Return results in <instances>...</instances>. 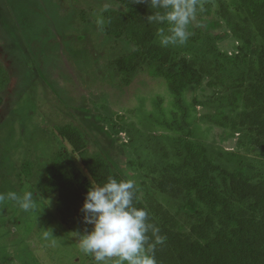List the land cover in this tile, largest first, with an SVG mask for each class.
Listing matches in <instances>:
<instances>
[{
    "label": "trees",
    "instance_id": "obj_1",
    "mask_svg": "<svg viewBox=\"0 0 264 264\" xmlns=\"http://www.w3.org/2000/svg\"><path fill=\"white\" fill-rule=\"evenodd\" d=\"M112 2L117 7L103 10L102 23L107 38L116 44L109 61L112 71L128 84L140 67L150 66L165 80L174 105L183 113L181 121L175 111L165 119L155 101L162 112L155 122L175 136L165 137L170 149L158 141L148 155L152 159L134 160L138 166L147 165L143 177L149 179L143 201L137 192L134 204L149 212L166 237L156 247L157 264H264V0H199L189 39L168 46L161 45L158 34L167 31V24L147 20L155 11L147 0ZM212 12L215 21L205 18ZM59 21L62 25V17ZM219 21L224 24L223 36L228 30L227 37L236 43L233 54L218 50L216 35L205 32L210 26L218 31ZM65 26L73 28L69 21ZM125 38L131 47L117 46ZM8 80L0 64V106ZM202 85L213 90L207 103L214 108L203 118L238 132L237 150L206 147L192 138L182 98ZM57 133L80 165L66 148L56 150L43 170L45 183L37 180L34 187L43 198L56 194L58 206L63 205L59 209L84 199L92 182L126 180L104 150L88 152L84 128L66 123L57 126Z\"/></svg>",
    "mask_w": 264,
    "mask_h": 264
},
{
    "label": "rangeland",
    "instance_id": "obj_2",
    "mask_svg": "<svg viewBox=\"0 0 264 264\" xmlns=\"http://www.w3.org/2000/svg\"><path fill=\"white\" fill-rule=\"evenodd\" d=\"M107 7L117 6L112 0H0V64L9 77L0 106V194H34V208L28 212L14 201H0L3 264H94L79 249L74 234L91 227L77 224L83 219L84 199L61 210L56 194L43 198L34 187L37 180L45 183L43 170L56 150L66 148L75 157L58 135V125L84 128L88 152L104 150L126 180L135 182L143 201V187L149 184L143 177L147 165L138 166L134 160L151 158L158 141L170 149L165 137L174 132L155 122L162 112L165 119L171 111L179 121L183 117L165 80L150 66L140 67L128 84L112 71L109 61L116 44L102 24ZM205 18L215 21L217 16L212 12ZM67 21L73 28L67 29ZM196 22L195 16L189 26ZM220 24L218 31L210 26L205 32L216 35L218 50L233 54L236 43L227 37L228 30L223 36ZM204 28L199 29L201 34ZM130 44L125 38L117 46ZM212 91L202 85L183 94L192 138L206 147L237 150L238 132L203 118L214 112L207 103ZM157 100L162 112L155 107Z\"/></svg>",
    "mask_w": 264,
    "mask_h": 264
},
{
    "label": "clouds",
    "instance_id": "obj_3",
    "mask_svg": "<svg viewBox=\"0 0 264 264\" xmlns=\"http://www.w3.org/2000/svg\"><path fill=\"white\" fill-rule=\"evenodd\" d=\"M155 10L147 17L149 23L167 24L161 30L162 46L182 45L190 37L189 25L197 14L199 0H147ZM137 187L133 180L109 177L102 184L87 190L80 211L85 225H91L83 234L74 233L79 249L90 255L94 264H157L155 251L166 237L150 220V214L134 204ZM14 201L23 211L34 208V194L9 191L0 194L2 200ZM149 233L151 235H149Z\"/></svg>",
    "mask_w": 264,
    "mask_h": 264
}]
</instances>
